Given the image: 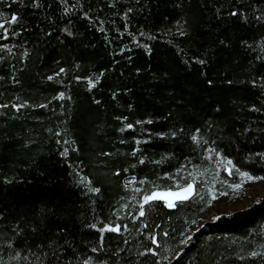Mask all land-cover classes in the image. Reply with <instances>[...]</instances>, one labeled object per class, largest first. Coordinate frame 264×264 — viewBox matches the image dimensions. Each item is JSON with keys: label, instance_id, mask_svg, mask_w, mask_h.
I'll use <instances>...</instances> for the list:
<instances>
[{"label": "trees", "instance_id": "1", "mask_svg": "<svg viewBox=\"0 0 264 264\" xmlns=\"http://www.w3.org/2000/svg\"><path fill=\"white\" fill-rule=\"evenodd\" d=\"M0 21V264H264V198L192 231L211 189L264 177V0H0Z\"/></svg>", "mask_w": 264, "mask_h": 264}, {"label": "rangeland", "instance_id": "2", "mask_svg": "<svg viewBox=\"0 0 264 264\" xmlns=\"http://www.w3.org/2000/svg\"><path fill=\"white\" fill-rule=\"evenodd\" d=\"M238 183L240 187H230L229 191L219 192L211 189L210 196L212 200L211 207L203 214L199 223L192 228L196 231L208 222H211L218 215L229 213L247 207L258 198H264V179L249 180L241 176ZM132 180L126 182L131 184Z\"/></svg>", "mask_w": 264, "mask_h": 264}, {"label": "snow or ice", "instance_id": "3", "mask_svg": "<svg viewBox=\"0 0 264 264\" xmlns=\"http://www.w3.org/2000/svg\"><path fill=\"white\" fill-rule=\"evenodd\" d=\"M235 11L233 12V15H235ZM18 19V14H12L11 16V21L9 22H15L16 20ZM6 22L5 21H0V27H4V24ZM5 31H7V29H5ZM184 33L182 32L181 35H183ZM61 72L64 71V69H61L60 70ZM49 79H52V77H49ZM62 95V94H61ZM129 128L132 127L131 124L128 125ZM199 131V130H197ZM162 135V134H161ZM172 135H175V133L173 132ZM193 139L195 140L196 137L194 136ZM229 163H231V161H229ZM241 176H244L246 177L247 179L249 180H256V179H264V177H256V176H253L251 175L250 173L246 172V171H241L239 173ZM167 175V173L165 174ZM233 188H237V187H240V185L238 184H233L232 185ZM93 191H98V189H92ZM193 194V185L191 183L187 184L186 187L182 188L180 191L178 192H168L166 194H162V193H157V192H152L151 195H145L143 200L145 202H149L151 200H153L157 195H162L163 198L167 201L168 203V206L169 207H173L174 204L172 202V199H169V197H172L174 199H180V200H183V199H188L191 195ZM140 215H144V210L141 209V212H140ZM116 230H119L118 228ZM165 235H167V233H165ZM153 242L155 243L156 240H155V237H153ZM181 243L183 244L184 241H181ZM93 251H96L95 249ZM146 251H153L152 249H146ZM177 255H179V253H177ZM251 255H255V253H251Z\"/></svg>", "mask_w": 264, "mask_h": 264}, {"label": "water", "instance_id": "4", "mask_svg": "<svg viewBox=\"0 0 264 264\" xmlns=\"http://www.w3.org/2000/svg\"><path fill=\"white\" fill-rule=\"evenodd\" d=\"M189 184V183H188ZM193 185V183H191ZM187 185H184L182 187H176V188H166V189H155L152 192H157V193H162V194H166L168 192H178L180 191L182 188L186 187ZM193 190H194V185H193ZM152 192H150L148 195H151ZM191 197V196H190ZM169 199H172L173 204L177 203V202H181L184 201L186 199L180 200V199H174L172 197H169ZM153 201H161L164 202L168 205L167 201L163 198L162 195H157L153 200L149 201V202H153Z\"/></svg>", "mask_w": 264, "mask_h": 264}]
</instances>
